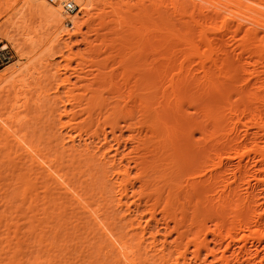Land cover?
<instances>
[{
    "label": "bare ground",
    "instance_id": "bare-ground-1",
    "mask_svg": "<svg viewBox=\"0 0 264 264\" xmlns=\"http://www.w3.org/2000/svg\"><path fill=\"white\" fill-rule=\"evenodd\" d=\"M67 1L83 14L82 22L63 12ZM141 1L23 0L6 21L9 30L0 31L1 41L11 45L19 58L0 74L4 88L7 83L6 93L15 92L4 105L7 114L0 115L1 139L22 166H28L35 182L40 181L43 193L50 192V200L44 199L58 201V207L53 205L59 208L57 218L67 216L68 224L76 222L70 231L73 239L85 228V236L97 242L96 252L103 253L109 264H198L199 260L200 264L202 251L216 264H264V0H148L147 5ZM94 4L100 8L92 14ZM25 9L40 19L33 29L26 26ZM68 26L72 33L65 30ZM50 27H58L62 35L37 37ZM83 27L88 29L85 34ZM65 36L68 40L81 36L82 53L72 54L68 43L64 47L95 73L86 79V89L82 86L87 91L82 100L84 124L73 121L80 112L74 110L80 108L78 99L46 98L54 100L51 110L59 119L55 134L64 152L69 148L70 161L47 155L46 150L44 154L38 143L33 144L36 139L29 141L27 131L21 134L29 121L18 111L27 107L24 92L20 93L25 104H18V88L24 90L28 78L34 82L35 72L40 79L39 67L52 66L48 64L55 55L51 45ZM108 53L106 60L99 59ZM146 58L151 61L141 68L138 63ZM110 64L116 67L106 72ZM83 66L78 74L83 75ZM52 74L51 80L56 77ZM58 83L69 94L76 87L68 89L66 76ZM221 89L223 94H216ZM232 92L238 99L232 98ZM67 105L72 108L67 110ZM188 105L195 113L194 130L203 140L196 143L194 164L188 161L186 130L181 133L183 140L177 141V121L187 122L188 129V116L183 113ZM63 117L68 120L60 123ZM127 143L130 149L125 152ZM74 164L79 169L75 173ZM27 191L25 186L21 195ZM47 202L42 203L41 213L50 206ZM31 219L26 235L21 234L24 240L13 246L16 250L33 235L36 225ZM67 227L60 224L55 239ZM42 235L32 240L33 247L24 244L27 264H38L40 253L33 249L40 248L34 246L43 243L38 244L46 237ZM48 245L44 246L57 248ZM79 252L82 257L83 249Z\"/></svg>",
    "mask_w": 264,
    "mask_h": 264
},
{
    "label": "rangeland",
    "instance_id": "rangeland-1",
    "mask_svg": "<svg viewBox=\"0 0 264 264\" xmlns=\"http://www.w3.org/2000/svg\"><path fill=\"white\" fill-rule=\"evenodd\" d=\"M22 1L23 0H0V31L2 32V31H4V30H6V29H8L9 27H7L6 29H5V27L7 26V24L6 23H8V22H6V21H8L9 20V18L14 14V13H16L17 12V10L22 6ZM86 1H91V0H86ZM135 2V3H140V1L141 0H131V4H133V2ZM68 2V1H67ZM142 2V4L144 3V5H147L148 4V0H147V2H146V0H145V2H144V0L143 1H141ZM138 3V4H139ZM13 5V6H12ZM11 7H13V8H11ZM98 8H100V6L98 5V4H94L93 5V10L91 11V13L92 14H95L96 12H97V9ZM12 9V10H11ZM170 11V10H169ZM63 12H65L66 14H68L66 11H64V9H63ZM171 12V11H170ZM188 12H189V6H188ZM189 14V13H188ZM70 16H72V17H74V18H76V19H78V20H80L81 22L83 21V19H82V17H83V14L82 13H77V11L76 12H74V13H72V14H69ZM24 16H25V18H26V20H28L27 22H26V26L29 28V29H33L34 27H36L38 24H39V21H40V19L36 16V14L34 13V11L33 10H30V9H25V11H24ZM189 22V21H188ZM9 25V24H8ZM9 30V29H8ZM65 30L67 31H70V33H72V27L71 26H68L67 28L65 27ZM11 31V33H12V35H13V30H10ZM13 31V32H12ZM16 31V30H15ZM44 30H42V31H40L39 32V36L37 35V37H42V38H44V39H47L48 37L50 38H53L54 36H56L57 34L59 35V36H61L62 34H59V32H60V29H58V27H50L48 30L47 29H45V31L43 32ZM0 32V33H1ZM17 32V31H16ZM43 32V33H42ZM88 32V29H86V27H83L82 28V33L83 34H85V33H87ZM15 33V32H14ZM45 34V35H44ZM14 36H16V37H18V33H17V35H16V33H15V35ZM91 36H92V34H91ZM93 37V36H92ZM110 38H112V36L110 37ZM111 41H114V39H111ZM5 41H1V38H0V74H5L7 71H8V66H10V65H12L15 61H17L19 58H18V55H16V53H15V51H14V49L12 48V46L11 45H6L5 46ZM65 43H68V45L70 46V48H71V50H70V52L72 53V54H77V53H82V51H83V49H84V44H82L83 42H82V39H81V36H72L71 37V39L70 40H68V38H66V36L65 37H63V39L62 40H60L59 41V43L56 45V43L54 42V44L52 43V45H51V52L52 53H55V55H54V57L53 58H51V59H49L48 61V64H50V65H52V66H50L51 67V69H50V71H49V68H46V69H41L40 67H39V76H40V79H39V77L37 76V74L35 75V73H37V72H35L34 74H33V77L35 78L34 79V82L32 81V80H30L29 78H28V82L25 84V86H23L25 89L23 90V88L22 89H20V88H18V96H20L21 97V95H22V93L24 92V97L26 98V96H27V99H26V106L27 107H23L24 109H20V110H18L19 112H21L19 115H21V116H26V121L28 120L29 122H27L26 124H25V127H22L21 128V134H22V132L24 133V132H26L27 131V136H28V139H29V141L31 142H34L35 140L34 139H36V143H33V144H35V145H37V143H38V145H40V147H42V152L44 151L45 152V150L47 151V155L49 154V153H51V154H56L57 156H58V158L60 157V158H63V157H65V161H70L71 160V152H68V150H69V148H65V150L67 149V152H64V150L60 147V138H58L59 139V141H55V140H58L57 139V134H55V133H57L56 132V128H59V126H58V121H59V119H58V117L56 118V117H54V114L55 113H53V111L51 110V108L53 107L52 106V102L54 101V100H51V99H48V102L46 101L47 99V97L49 96V98H52V99H58V96H60L64 101L68 98L67 96L68 95H72L71 97L72 98H76V99H78V100H76V102L78 101H80L79 102V106H80V108H78L77 109V107L76 106H74L75 107V109L74 110H78L77 112H79L80 114H81V111H82V115H80L79 113H77V120L75 119V120H73L74 122H77V123H75V125L77 124V125H79V123H83L84 124V122L83 121H85V117H86V115L85 114H83V113H85V106L83 105V103H85V102H83L84 100H83V95H85V92H87V91H85L84 92V90L86 89V84H87V81H86V79H88V78H90V76L92 75V74H95V73H91V71L92 70H94V68L92 69V67H89V66H83V62L82 61H79L78 59L76 60V59H74V58H76L75 56H73V55H69L70 53L69 52H67L66 51V48L64 47L65 46ZM55 45V46H54ZM4 46V47H3ZM6 47V48H5ZM54 47H56V48H54ZM27 48V47H26ZM83 48V49H82ZM28 49V48H27ZM53 49V50H52ZM62 51V53H61V51ZM24 51L26 52L27 50L26 49H24ZM58 51H60V53L61 54H63V57H62V55H60V53H58ZM58 53V54H57ZM65 53V54H64ZM69 53V54H68ZM65 55V56H64ZM103 56V57H102ZM107 56L109 57V53L108 54H104V55H101L100 57H99V59L101 60L102 58V60H106L107 59ZM148 57V56H147ZM69 60H68V59ZM135 58H137V57H135ZM147 60H149V59H151V58H146ZM146 59H144V60H142L141 62L139 61V63H138V65L139 66H141V64H143L142 66H141V68H143L144 66H145V64L147 63V64H149L150 63V61L151 60H149V61H147ZM26 60H21V62L19 61V63H23V62H25ZM39 61V60H38ZM37 61V62H38ZM144 61H147V62H144ZM79 62H81L82 63V66H83V69L84 70H82V73H83V75L82 74H78V73H81V68H82V66L80 67V66H77V63L78 64H80ZM39 63V66H40V61L38 62ZM38 63H36L35 65H36V68H38ZM145 63V64H144ZM146 64V65H147ZM85 65V64H84ZM137 65V64H136ZM53 66H55V67H53ZM66 66H68V67H66ZM114 67V64H110L109 66H108V69H105L106 70V72H108V71H110V69L112 68V67ZM52 67L54 68V69H52ZM66 67V68H65ZM78 67V68H77ZM85 67V68H84ZM89 67V68H88ZM111 67V68H110ZM116 67V66H115ZM114 67V68H115ZM59 68H60V70H59ZM65 68V69H64ZM67 68H68V71H66L67 70ZM80 68V69H79ZM88 68V69H87ZM9 69H10V67H9ZM57 70V71H56ZM64 70H65V72H64ZM86 70V71H85ZM88 70H90V72L88 71ZM144 70V69H143ZM74 71H76V72H74ZM3 72V73H2ZM49 72V73H48ZM56 72V73H55ZM86 73V77L84 76V74ZM93 72V71H92ZM95 72V71H94ZM103 72H105L104 70H103ZM47 73V74H46ZM52 73H54V75L56 74V77L54 78V79H52L51 80V78H52ZM61 73V74H60ZM64 73V74H63ZM69 73L70 74H72V75H69ZM73 73H74V75H73ZM76 73V74H75ZM44 74V75H43ZM49 74H51V75H49ZM91 74V75H90ZM60 75V76H59ZM63 75H64V77H63ZM51 76V78L49 79V77ZM65 76H66V78H68L69 77V81H70V86H69V88L68 89H72L73 88V84H76V87H74V89H73V92L74 93H76L75 95L76 96H73L74 95V93L73 92H71L70 94L69 93H67V91H66V89H62V88H60V87H58L57 85H59V81H61V80H64L65 79ZM71 76V77H70ZM76 76V77H75ZM77 76H79V77H81L82 76V78H83V80H79L78 78H77ZM32 77V78H33ZM36 77H38V78H36ZM58 77V78H57ZM64 79H63V78ZM77 78L79 81V83H77V81H76V79L75 78ZM92 77V76H91ZM31 78V77H30ZM31 78V79H32ZM57 78V79H56ZM61 79V80H60ZM56 80H58V81H56ZM38 81V82H37ZM51 81V82H50ZM55 81V82H54ZM81 81H83V82H81ZM85 81V82H84ZM33 82V83H32ZM75 82V83H74ZM30 83V84H29ZM37 83V84H36ZM56 83V84H55ZM84 83V84H83ZM6 85H7V83H5ZM41 84V85H40ZM48 84H50V85H48ZM79 84V85H78ZM6 85H5V88L7 89V87H6ZM29 87H28V86ZM54 85H56V86H54ZM34 86V87H33ZM38 86V87H37ZM52 86V87H51ZM82 86H84L85 87V89H83L82 88ZM3 87V88H2ZM42 89H41V88ZM49 87V88H48ZM56 87V88H55ZM58 87V88H57ZM4 88V83H1L0 82V115H3V116H5V114H3V113H5L6 112V114H7V112H8V110L6 109L5 110V108H4V105H6L9 101H11L12 100V98H14V96H15V92H13L12 90L9 92V94L8 93H6V89ZM28 88V89H27ZM36 88H40L39 90L38 89H36ZM44 88V89H43ZM48 88V91L46 90ZM53 88V89H52ZM229 88V87H228ZM2 89H5L4 90V92L2 91ZM57 91H56V90ZM83 89V90H82ZM226 89V88H225ZM20 90H22V91H20ZM41 90H43V91H41ZM46 90V91H45ZM75 90V91H74ZM227 90V89H226ZM16 91H17V89H16ZM26 91V92H25ZM45 91V92H44ZM79 91V92H78ZM82 91V92H81ZM3 92V93H2ZM20 92H22V93H20ZM38 92V93H37ZM56 92H58L57 94H56ZM61 92V93H60ZM222 92V94H223V90L221 89L220 91H218L216 94H220ZM60 93V94H59ZM66 93V94H65ZM82 93V94H81ZM84 93V94H83ZM20 94V95H19ZM28 94V95H27ZM39 94V95H38ZM46 96H45V95ZM49 94V95H48ZM81 94L82 95V97L81 96H79V95ZM4 95V96H3ZM22 95V96H23ZM36 95H38V96H40L41 95V97L42 96H44V98L42 99L41 97L39 98L38 96H36ZM86 95H87V93H86ZM69 96V97H70ZM196 96V95H195ZM218 96V95H217ZM20 97H18L19 99H20ZM56 97V98H55ZM65 97V98H64ZM238 97H239V95H237L236 93H233L232 92V98L234 99V100H236V99H238ZM22 98V97H21ZM29 98V99H28ZM39 98V99H38ZM18 99V104L20 105L21 104V102H22V106H24V104H25V102L23 101V99L24 98H22L21 99V101ZM34 99H35V101H34ZM195 99H196V97H195ZM25 100V99H24ZM50 100V101H49ZM83 100V101H82ZM23 102H24V104H23ZM42 104H41V103ZM46 102H47V104H46ZM37 103H39L38 104V106H37ZM34 104H36V106L34 105ZM48 104H49V106H48ZM61 104V103H60ZM76 104V103H75ZM44 105H46L45 107H47V108H45L44 107ZM62 105V104H61ZM77 105V104H76ZM83 105V106H82ZM51 106V107H50ZM69 105H67V110H70V108H72L71 106H69ZM31 107V108H30ZM37 107H39V108H37ZM41 107V108H40ZM4 108V109H3ZM69 108V109H68ZM26 109V110H25ZM79 109H82V110H79ZM84 109V110H83ZM22 110H24V111H22ZM41 110V111H40ZM188 112L187 111H185V108H184V115L185 116H188V129L185 127V124L187 123V122H185L184 123V121H182V120H180V121H177V124H176V127H180V128H178L177 130L179 131V137H180V139H178L177 141H179V140H183V139H187V140H185V142H187L188 143V148L190 147V149H188L187 151H188V161L190 160V159H192V160H190V162L192 163V164H194L195 163V160L197 159L196 157L197 156H194V152H196L194 149L196 148V143H198V144H200L203 140H202V138L200 137V135L198 134V132L196 131V130H194V127H195V129H196V124H195V122L193 121V119L194 118H191V117H195V116H193V115H195V113H194V110H193V108H192V106L190 107V105H188ZM44 111H45V113H44ZM9 112H10V110H9ZM23 112V113H22ZM186 112V113H185ZM194 113V114H193ZM56 115V114H55ZM52 117H54V118H52ZM81 117V118H80ZM31 120H30V119ZM83 118V119H82ZM54 119V120H53ZM58 119V120H57ZM49 120V121H48ZM57 120V121H56ZM67 120H68V118H65V117H63L62 119H61V122L60 123H64V122H67ZM79 120V121H78ZM195 120V119H194ZM46 121H47V123H46ZM50 121H52V123L50 122ZM57 123H56V122ZM79 122V123H78ZM40 123V124H39ZM44 123V124H43ZM46 123V124H45ZM49 123V124H48ZM173 123V122H172ZM28 124V125H27ZM34 124V125H33ZM55 124V125H54ZM57 124V125H56ZM179 124V125H178ZM194 124V125H193ZM30 125V126H29ZM52 125H53V127H52ZM60 125V124H59ZM81 125V127H82V124H80ZM122 127L120 128L121 130H123L124 129V131H122L123 132V135H124V137L122 138L124 141L127 139V133H126V130H125V128L123 127V124L121 123L120 124ZM120 125H119V127H120ZM27 126V127H26ZM36 126V127H35ZM55 126H56V128H55ZM193 126V127H192ZM182 127V128H181ZM184 127V128H183ZM53 128V129H52ZM25 129V130H24ZM28 129V130H27ZM52 129V130H51ZM54 129H55V131H54ZM31 130V131H30ZM183 130H186L185 131V133L183 132ZM38 131V132H37ZM54 133H53V132ZM67 130H65L64 129V131H62V134H63V132L65 133ZM34 133V134H33ZM36 133V134H35ZM53 133V134H52ZM73 133V132H72ZM181 133L183 134H187V138H183L182 139V137L184 136L185 137V135H181ZM26 134V133H25ZM29 134V135H28ZM55 134V135H54ZM119 134V133H118ZM117 134V135H118ZM55 136V139H53L54 138V136ZM38 136V137H37ZM53 136V137H52ZM1 137L2 136H0V264H27L25 261H26V259H24V258H26L25 256H24V258H23V256H22V254L24 253V255H25V253H26V251H27V245H26V249L24 248L25 247V245L24 244H28V243H31V244H29V246L31 245H33L34 243H32L33 241H36V240H34L35 238H37L36 236H39V235H44L45 236V234H46V237H43V238H41V240H39L38 239V244H40V243H42V244H40V245H36V246H34V247H36V248H38V247H40L39 249H33V250H35L34 252H36V251H38V252H36V254L37 253H40L38 256L39 257H41V258H39V262H38V264H64V262L63 261H67L65 264H69V263H71V264H89L88 262H89V260H93L94 261V263L95 264H99V261H102V263L103 264H109L110 263V261L109 260H106L104 257H103V253H97L96 252V245L95 244H97V242H94L93 240H91L89 237H86L85 236V232H86V229L84 228H82V229H80L79 230V232L77 233L78 235H77V237H79L78 239H73V236H72V234H71V232H72V230H71V227L74 225V224H76V222H72L71 220V222L72 223H70V224H68L69 222H68V220L69 219H66L67 218V216H64V217H66V218H64V217H59V218H57L58 216L56 215V214H58V210H59V208H57L56 209V207H54L55 205H57V203H58V201H55V202H51V201H48V199L50 200V197H49V195H50V192L49 193H47V194H44L43 193V190H42V188H40V181L39 182H35V180H34V175H33V173L32 172H29L28 171V166L27 165H23L22 166V163H23V161H21V160H19L18 158H17V156H16V154H14L13 153V151L11 150V147H10V145H7L5 142H3L4 140L3 139H1ZM30 137H31V139H30ZM37 137V138H36ZM110 137V136H109ZM126 138V139H125ZM109 139H111V138H109ZM121 139V140H122ZM34 140V141H33ZM122 140V142H124ZM202 140V141H201ZM110 142V141H109ZM121 142V141H120ZM200 142V143H199ZM186 143V144H187ZM111 144H114V143H111ZM192 144H194V146L192 145ZM129 145H130V143L128 144L127 143V145H126V148L124 147V149L122 148V150L123 151H125V152H127L128 151V149H130V147H129ZM202 145V144H201ZM200 145V146H201ZM199 146V145H198ZM199 146V147H200ZM192 147V148H191ZM39 148V147H38ZM45 148V149H44ZM44 149V150H43ZM191 149L192 150H194V151H192V152H190L191 151ZM49 150V151H48ZM43 152V153H44ZM49 152V153H48ZM197 152H198V150H197ZM197 152H196V155H197ZM194 153V154H193ZM44 154H46V153H44ZM50 154V155H51ZM190 154H192L193 155V158H191V156H190ZM53 155V156H54ZM199 155V154H198ZM201 155V154H200ZM63 156V157H62ZM186 156V155H185ZM194 157H195V159H194ZM193 161H194V163H193ZM190 163V164H191ZM78 164L76 163V166H77ZM75 166V164L72 166V167H74ZM75 166V168L72 170L74 173H75V171L77 172V170H79L77 167ZM71 169L72 168H70V170H69V168H65V171L66 170H69V171H71ZM76 169V170H75ZM75 170V171H74ZM71 171V172H72ZM89 172V171H88ZM87 172V173H88ZM25 176H24V175ZM24 176V177H23ZM19 178H21V179H19ZM38 181V180H37ZM25 186H27L28 187V191H27V193H26V196L25 195H21V191L24 189V187ZM42 187V186H41ZM256 191H258L257 193H259L260 191H261V189L260 188H258ZM38 194V197H37V199H35V195H37ZM22 196H24V197H22ZM47 196L49 197L48 199H44V197H46L47 198ZM41 199V200H40ZM46 200V201H45ZM48 201V202H47ZM44 202H47V203H45L46 204V206H48L49 204H50V206H48V209L46 210V212L45 213H41V211H42V207H45V205L44 206H42V203H44ZM52 203V204H51ZM54 205V206H53ZM52 206L55 208H53V210L54 211H52L53 213L51 214V210H52ZM32 207V208H31ZM51 207V208H50ZM57 207H58V205H57ZM29 208H30V211H29ZM50 208V209H49ZM61 209H62V207H60ZM60 209V210H61ZM40 210V211H39ZM42 215H41V214ZM48 213H50V215L48 214ZM56 213V214H55ZM67 213V212H66ZM55 214V215H54ZM46 215V216H45ZM50 217H49V216ZM54 215V217H52ZM31 217H32V219H31ZM47 218V219H46ZM53 218V219H52ZM62 218V219H61ZM30 219L31 220H33V221H35L34 223H32V225L33 224H35L36 226H34V230H33V235L32 236H30L29 235V238H28V242H27V240L24 242V244H23V246L21 245V249L19 250V249H17L16 250V248H13V246H14V244H17V242H19L20 241V239H21V237H23V236H21V234L22 233H24L26 230H29L28 229V227L30 226ZM58 219H59V221H58ZM39 221V222H38ZM47 221H49V222H47ZM47 222V223H46ZM58 222V223H57ZM67 222V223H66ZM62 223H64V227H66V226H68L67 228H62V229H60L61 230V233L60 232H58L59 234H57V235H59V236H57L56 235V239H55V236H54V232H56V231H58V229H59V225L60 224H62ZM66 223V224H65ZM37 224H39L40 226H38ZM42 224H43V226H42ZM45 224H46V226H45ZM7 226V227H6ZM10 226V227H9ZM45 227V228H44ZM41 228H43V230L45 231L44 233H41V232H43L42 230H41ZM7 229H8V231H7ZM59 230V231H60ZM64 230V231H63ZM17 231V233H15ZM41 231V232H40ZM71 231V232H70ZM15 233V235H14V233ZM68 232V233H67ZM70 232V233H69ZM5 233H8V234H5ZM26 233V232H25ZM22 234V235H26V234ZM42 235V236H43ZM67 236V237H66ZM40 238V237H39ZM44 238H46V239H44ZM23 239V238H22ZM21 239V240H22ZM43 239V240H42ZM47 239H48V241H47ZM24 240V239H23ZM33 240V241H32ZM46 240V241H45ZM42 241V242H41ZM47 242H49V243H51V245H55V246H57V248H55V247H53L52 248V246H50L49 248H51L52 250H50L49 248H46V246L49 244V243H47ZM23 243V242H22ZM46 243V244H45ZM44 245H46V246H44ZM49 246V245H48ZM59 246V247H58ZM33 247V246H32ZM212 247V245L210 244V248ZM30 249H32V248H30ZM48 249V250H47ZM77 249H78V251H77ZM83 249V256L81 257L80 256V252H79V250H82ZM33 250H31V251H33ZM50 250V251H49ZM33 253V252H32ZM34 255H35V253H34ZM189 255V254H188ZM37 256V257H38ZM80 256V257H79ZM189 257V256H188ZM31 259H33L32 258V256H31ZM189 259H190V257H189ZM34 260V259H33ZM33 260H31V262L33 261ZM206 260V261H205ZM60 261H61V263H60ZM204 261V263H206V264H216V263H214L213 262V259H212V257H210V254L209 253H207V252H205V251H202V255H201V263ZM211 261V262H210ZM199 262H200V260H199ZM199 262H197L198 264H199ZM200 263V264H201ZM203 264V263H202Z\"/></svg>",
    "mask_w": 264,
    "mask_h": 264
},
{
    "label": "built area",
    "instance_id": "built-area-1",
    "mask_svg": "<svg viewBox=\"0 0 264 264\" xmlns=\"http://www.w3.org/2000/svg\"><path fill=\"white\" fill-rule=\"evenodd\" d=\"M63 9L69 14H72L77 11V7L69 1L63 4Z\"/></svg>",
    "mask_w": 264,
    "mask_h": 264
}]
</instances>
